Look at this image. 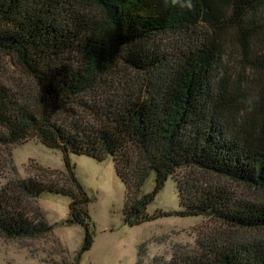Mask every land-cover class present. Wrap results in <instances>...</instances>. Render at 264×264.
Returning a JSON list of instances; mask_svg holds the SVG:
<instances>
[{"label":"trees","instance_id":"16d2710c","mask_svg":"<svg viewBox=\"0 0 264 264\" xmlns=\"http://www.w3.org/2000/svg\"><path fill=\"white\" fill-rule=\"evenodd\" d=\"M0 50L38 90L0 84V145L36 137L62 150L68 180H7L0 234L47 233L43 211L31 204L44 191L63 193L69 221L85 227L81 257L93 244L90 197L70 154L111 155L134 196L129 224L152 218L147 206L173 175L181 215L212 217L230 230L169 264H264V197L238 199L215 182L264 189V0H0ZM121 65L139 74L137 88L108 80ZM105 88L120 96H94ZM153 170V191L137 197ZM243 230L255 235L234 239Z\"/></svg>","mask_w":264,"mask_h":264},{"label":"rangeland","instance_id":"374dc122","mask_svg":"<svg viewBox=\"0 0 264 264\" xmlns=\"http://www.w3.org/2000/svg\"><path fill=\"white\" fill-rule=\"evenodd\" d=\"M172 40L176 39H165L170 43ZM107 78L113 84L119 81L134 88L141 82L139 74L124 65ZM0 84L19 93L38 91L32 78L15 59L1 50ZM115 91L105 88L94 96H120L119 93L115 95ZM120 92L127 90L121 89ZM74 110L71 106L65 111L71 114ZM76 112L83 114L80 110ZM70 157L75 174L90 197L87 209L93 236L91 248L78 257L86 231L79 222L69 221L71 197L44 191L31 206L41 208L51 229L37 237L9 238L0 234V264H169L172 260L178 262L197 256L230 232L215 218L181 215L178 211L184 207L173 175L147 206V213L152 218L131 225L126 221L125 209L128 200L134 196L129 194L128 197V189L117 174L113 156L98 160L90 154L71 153ZM188 172L179 170L177 173ZM193 175L195 178L200 176L197 172ZM29 176L66 184L62 150L48 147L36 137L18 144L0 145V187L11 178ZM215 182L233 192L238 199L264 197L262 188L236 183L229 178H217ZM155 185L156 172L153 170L137 197L152 192ZM251 235L255 234L248 230L235 231L234 239L246 240Z\"/></svg>","mask_w":264,"mask_h":264}]
</instances>
